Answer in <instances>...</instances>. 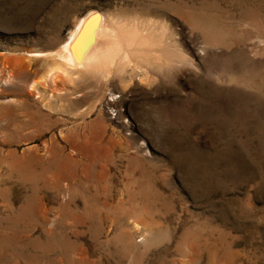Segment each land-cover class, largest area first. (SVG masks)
<instances>
[{
  "label": "rangeland",
  "instance_id": "rangeland-1",
  "mask_svg": "<svg viewBox=\"0 0 264 264\" xmlns=\"http://www.w3.org/2000/svg\"><path fill=\"white\" fill-rule=\"evenodd\" d=\"M0 264H264V0H0Z\"/></svg>",
  "mask_w": 264,
  "mask_h": 264
},
{
  "label": "bare ground",
  "instance_id": "bare-ground-1",
  "mask_svg": "<svg viewBox=\"0 0 264 264\" xmlns=\"http://www.w3.org/2000/svg\"><path fill=\"white\" fill-rule=\"evenodd\" d=\"M94 16V14H90L84 17L71 33L68 42L57 53L59 59L65 64V68L61 70H63L66 75L68 72H77L81 69H93L101 72L106 71L117 56H122L124 61L130 65V53L128 51L138 46L145 47L148 45V39L141 36L137 28L118 26L104 34V36L108 35L110 38L108 36L107 38L111 39L110 45H107L108 48L100 54L93 53V50H90L92 52L85 51L86 45L91 41V34L95 31L96 17Z\"/></svg>",
  "mask_w": 264,
  "mask_h": 264
},
{
  "label": "snow or ice",
  "instance_id": "snow-or-ice-1",
  "mask_svg": "<svg viewBox=\"0 0 264 264\" xmlns=\"http://www.w3.org/2000/svg\"><path fill=\"white\" fill-rule=\"evenodd\" d=\"M96 19H98V17H96Z\"/></svg>",
  "mask_w": 264,
  "mask_h": 264
}]
</instances>
